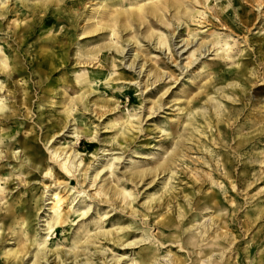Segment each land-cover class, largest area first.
I'll return each instance as SVG.
<instances>
[{
  "label": "rangeland",
  "instance_id": "rangeland-1",
  "mask_svg": "<svg viewBox=\"0 0 264 264\" xmlns=\"http://www.w3.org/2000/svg\"><path fill=\"white\" fill-rule=\"evenodd\" d=\"M47 1L2 0L0 5V50L9 64L5 72H0V99L6 106V109L0 111V115L4 113L0 116V149L4 144L13 143V152L20 155L21 147L15 141L21 139V136L35 138L39 149L38 158L53 169L52 173L57 176L58 181L55 183L53 176L50 179H42L38 176L44 175H40L36 170L27 175L25 169L17 164V160L3 158L0 160V177L4 176L9 180V188L4 190V194L12 189L8 199L12 198L16 203L20 200L25 206L23 211H33L39 206L37 216L34 214L30 218L31 227L38 236L43 235L39 216L48 208L45 202L48 189L57 188L55 190L65 198L62 204L65 208L71 200L70 194L73 193L68 191L70 186H65L70 184V179L61 176L58 165L50 159L46 149L71 148L79 151L78 157L84 158L85 165H88L86 180H83V174L79 177V180H83L82 187L88 196L82 195L74 208L85 210L83 218L86 219L77 218L73 225L69 226V230L62 234L54 231L53 239L61 243V247L68 249L72 236L82 225L87 226L91 234L106 230L119 233L127 231L128 241L145 239V231L160 237L165 235L166 230L158 227L154 215L144 219V204L149 201L148 194L162 189L164 178L167 176L166 173H161L152 181L153 171L166 160H173L171 158L176 153V160L172 164L174 178L171 182L176 187L175 191L185 190L193 196L189 205L191 210L182 219V222H185L183 230L202 239L204 230L210 228L213 223L212 216L216 213L222 214L224 225L237 237L236 247L231 253H234L235 260V252L238 250L244 256L247 235L264 238V87H257V75H261L262 71L257 51L260 47L264 48V2L258 8L253 0H240L243 2L239 6L240 10L251 15V21L245 25L239 23V10L234 6L235 0H218L232 4L228 14L222 15L219 12L221 16L215 14L218 9L217 0H210L211 8L203 14L204 17L197 15L195 22H189L187 28L185 24L180 23L173 36H170V31L173 30L172 22L167 26L155 20L152 25L155 33L162 32L167 35L173 43L172 52L164 50V46L157 45L155 48L154 38L149 40V37H146L148 20L143 25L134 24L130 31L127 29L121 33V39H128L133 35L139 40V44L125 41V45L122 44L125 48L122 54H116L113 49L108 50V63H96L98 59L91 62L87 58L79 57L76 50L79 47L85 50L108 41L102 34L94 33L93 36L83 33L92 22L97 21L98 14L94 19L89 18L104 0H63L59 4L54 1L47 4ZM166 16H169V12ZM214 16L218 18L213 19ZM213 32L228 35L227 40L236 42L231 50L233 61H250V68H254L256 75L252 76V80L255 82L247 84L249 89L240 97L235 95V90L229 85L235 76V72L229 69L234 66L221 61L217 75H213V71L208 68L201 70L203 62L208 63L210 58H214V52L205 50V54L199 56L192 65L188 62L189 53L186 50L191 45L185 46L186 39L196 38L199 43L208 42L212 39L210 35ZM60 44L68 50L67 59L58 63L55 69L49 70L46 68L45 53L52 49L60 51ZM206 45L207 49H212V45ZM239 48L243 49L242 53ZM135 52L140 53V57L133 61L130 54ZM184 66H187V70L185 68L181 71L180 67ZM102 67L110 69L112 81H99L97 76ZM163 73L166 76H163L162 81H158L159 75ZM77 78H81V81ZM85 78H90L98 90L89 92L90 85ZM209 82L212 83L209 86L212 91L210 96L213 97L211 101L203 97V88H200ZM148 83L151 84L146 88ZM223 90H226L228 97L219 95ZM84 91H87L85 94L90 102L89 106L86 109L80 107L73 113L82 116L86 124V127H83L92 132L91 136L80 134L76 140L74 128L77 124H73V120L59 134H55L60 117H64L62 110L65 105L71 98H76ZM233 97L236 100H233ZM191 98L201 99L198 108L191 111H200L207 118L210 117L211 127L205 126L204 119L197 118L196 126L199 130L203 129L202 133L193 126H188V120L193 115L189 116L187 112ZM102 101H107L106 106L99 108L92 105ZM153 102H163L164 106L151 114ZM217 102L220 108L222 107V115L218 117ZM128 109L137 113L136 118L142 120L140 128L131 132L125 153L122 151L124 144L110 150L112 144H116V134L112 135L115 129H107L104 126L109 121H115L127 114ZM70 118L71 116L67 121ZM110 139L111 141H108ZM44 142L47 144L44 145ZM106 152L108 154L104 155ZM133 169L143 171L144 175L137 186H133L134 182L127 179L130 172L137 171ZM97 171L99 174L96 176ZM77 174L78 171L73 179ZM29 178L35 181L28 182ZM13 186L15 188H12ZM1 187L5 188L6 184L2 183ZM122 187L135 193L137 189V197L132 201L133 207L120 208L123 205L120 202V206L114 205V208L117 207L112 210L110 202L102 200L103 193ZM197 189L207 193L215 192L225 209L214 214L213 208L198 209L194 206L199 196L197 191L195 193ZM114 197L120 199L117 195ZM256 207L261 211L256 219L252 220L250 211ZM133 209L136 210L134 214ZM188 221L191 223L187 224ZM100 222H103L101 228L96 224ZM245 223L247 228L242 226ZM212 228L213 226L204 238ZM63 237H66L65 240ZM221 240L223 244L227 243L225 238ZM148 242L149 240L141 241L134 246H128V249L115 247L113 254L116 257L126 255V258H129L126 259L129 260L128 263L130 258L135 256L134 253L153 245ZM101 243L97 242V246ZM166 244L159 246L160 249L156 251L160 254L158 263L169 264L170 260L165 261L169 256H164L167 249L171 250L170 256L174 254L187 259L186 264H190L193 255L198 252L197 250L192 253L190 248L182 249L169 242ZM153 246L156 247L157 244ZM107 249L110 251L112 246L108 244ZM215 252V258L217 256L219 261L222 250ZM227 253L228 250L224 252L223 257ZM110 258L108 256L107 259ZM240 260L242 262V257ZM99 262L101 263V260Z\"/></svg>",
  "mask_w": 264,
  "mask_h": 264
},
{
  "label": "bare ground",
  "instance_id": "bare-ground-1",
  "mask_svg": "<svg viewBox=\"0 0 264 264\" xmlns=\"http://www.w3.org/2000/svg\"><path fill=\"white\" fill-rule=\"evenodd\" d=\"M56 2V4L61 3L63 0H48L46 3ZM249 0H243V2ZM257 3V7L264 2V0H253ZM104 2V3H103ZM100 3L95 12L91 14L89 19H94L97 16V21L91 23L89 27L84 29L83 33L87 35H96L102 34L108 38V41L105 40L102 44H98L92 48L82 49L79 47L76 50V54L80 57L87 58L91 62L98 59L100 63H108L110 60L108 57V50L113 49L116 54H122L125 50L122 47V44L125 45V41L127 42H135L139 44V40L135 36H130L128 39H121L122 32L126 31L133 27L134 24L143 25L147 20L149 21V25H147L145 30L146 37L153 39V43L155 48L164 46V50L168 52H172L174 50L172 48V42L167 37L161 33H155V29L152 25L157 21V23H163L167 26L171 25L173 30L170 31V36H173L176 33V29L179 27L180 23L185 24L186 28L189 22H195V17L200 15L204 17L203 14L209 11L211 8L210 0H104ZM242 2V3H243ZM2 0H0V5ZM218 5V9L215 11L216 16L219 12L222 15L228 14L227 12L232 9V4L229 2H219L216 1ZM240 0H235V8L239 10L238 20L241 25L247 24V22L251 21V15L248 12L240 10L239 6L242 5ZM55 5V4H53ZM57 10V8L55 9ZM169 12V16H166V13ZM220 15V14H219ZM214 16L213 19L218 18ZM221 16V15H220ZM156 20V21H155ZM175 23V24H174ZM159 24V25H160ZM161 26V25H160ZM163 27V26H162ZM187 31V29H186ZM206 31V30H205ZM178 32V31H177ZM191 34V33H190ZM74 35V34H73ZM212 39L208 42H198L196 38L186 39L185 46H190L192 50L187 49L188 51V59L190 65H192L199 56L205 54L206 51L214 52V58H210L209 62H203L201 65V70L208 68L211 69L213 75H217L220 64L223 62L229 63L231 66L229 70L235 72L234 80L232 83H229L230 86L235 90V95L239 97L242 96L248 89V85L251 82H255L252 80V76L256 75L254 72V68H250V61H233V56L231 54V50L236 44V42H230L228 39V35L220 34V33H211L210 35ZM143 37V35H142ZM81 40V38H80ZM80 40H78L77 44H80ZM156 40V43H155ZM182 41H184L182 39ZM247 41V39H246ZM212 45V49H207V45ZM249 42V46H251ZM130 44V43H128ZM208 45V47H209ZM264 45V43H263ZM206 46V47H205ZM194 47V48H193ZM239 50L243 51V49ZM133 51V49H132ZM135 51V50H134ZM0 72H5L9 66L8 61L4 53L0 50ZM128 53V52H126ZM210 53V54H211ZM258 57H260L259 64L262 65L261 75H257L258 84L257 87H264V48L260 47L257 51ZM177 55V52H176ZM209 55V54H208ZM242 55V54H240ZM68 50L63 47V44H60V51L52 49V51H47L45 53V63L46 68L49 70H53L57 67L58 63L63 62L67 59ZM130 57H133V61L139 59L140 53L135 52L131 53ZM124 59V56H123ZM134 64H132L133 66ZM131 66V67H132ZM187 66L180 67L181 71L185 69ZM100 74L97 76L99 81H112V72L110 69L106 67H102L100 69ZM187 70V68H186ZM141 73V69L140 72ZM163 74L159 75L158 81H162ZM78 81H81V78H77ZM88 85H90L89 92H95L98 88L94 85L92 81L87 78ZM163 83V82H161ZM108 84V83H106ZM151 83H148L146 88ZM140 83L138 84V86ZM212 83L202 85L200 88H203V94L206 100H212L213 97L210 96L211 90L209 86ZM0 88H2L0 83ZM85 92L80 93L76 98H71L65 108L62 110L64 113V117H60L57 127H55V134H59L61 130H63L67 124L73 120V124H77L74 128V133L76 135V140H78L80 134H84L86 137L91 136L90 131L85 129L86 124L82 119V116H78L74 114V111H77L80 107L83 109L88 108L89 101L86 98ZM143 93V92H142ZM141 93V94H142ZM228 97L226 90H223L219 95ZM2 96V95H1ZM210 96V97H209ZM202 97V98H203ZM201 99L191 98L190 106L187 109L188 115L191 117L188 120V126H193L195 130L202 133L203 129L199 130V127L196 126L197 118L204 119L205 126L211 127L210 117H206L202 112L196 111L193 113L191 110H196L198 108V103ZM233 100L234 99L233 97ZM107 101H102V103L94 102L92 105L98 106L99 108L106 106ZM115 103V102H114ZM113 103V104H114ZM153 102V106L150 108L153 109L151 114L160 110L164 105L162 103ZM155 104V105H154ZM217 117L222 115L220 113L221 108L219 102L216 103ZM6 109V106L0 99V111ZM112 109V108H111ZM127 114L121 116L115 121H109L104 127L107 129H115L112 135L116 134L114 138L116 140V144H112V148L110 150H115L116 146H121L124 144L122 148L123 153H125L127 146H129L130 136L133 129H139L141 119L136 116L138 115L135 112H131V110H127ZM223 112V111H222ZM4 114V113H3ZM1 114V115H3ZM0 115V116H1ZM6 116H8L6 114ZM70 118L69 121L67 119ZM84 125V127H83ZM71 131V130H70ZM54 134V135H55ZM53 135V136H54ZM35 138L29 139L27 137H22L21 139H17L15 142L19 143V147H21L20 155H16L13 152L14 144H4L2 149H0V160L6 158V160H17V164L25 169L27 175H29L33 170H36L42 177V179H50L53 176L55 183L58 181L57 176L52 173V168L48 167L38 158L39 149L35 144ZM49 141V140H48ZM108 141H111L108 140ZM1 142V140H0ZM1 144V143H0ZM47 143L44 142V145ZM115 144V145H114ZM119 149V148H118ZM4 150V151H3ZM49 152V157L54 161L55 164L58 165L60 172L62 173V177H66L70 179V184H66L68 187V191H73L71 193V200L69 204H67V208L62 207L64 202V197L55 189L49 190L46 195V205L48 208L42 211V215H40L41 224V236L36 231L32 230L31 225V217L35 214L37 216L39 206H36L33 211H23V203L20 200H17V203L11 198L8 199L9 194H11L12 189L9 193L4 194V190L9 188L8 182L4 176L0 177V202L5 200L4 203L0 204V264H122L123 262L126 264H161L158 263L159 253L156 251L159 250V246L163 247L166 243L176 244V247L185 249L190 248L192 253L198 252L193 255V260L190 264H264V242L263 237L251 236L248 237L246 241V247L244 249L245 255L242 256L240 254V250L236 251V260L234 253L232 254V250L235 249L236 244L235 240L237 237L230 231L229 227L224 225L225 220L223 219L222 214L215 212H220L225 209L223 205L217 199L216 193H207L206 191L197 189L198 192L197 199L194 203L198 209H208L213 208L214 211L210 214L212 216V231L208 234L207 237L204 238V235L208 233L211 229L207 228L204 230V235L202 239L198 237V235L193 233H185L183 230V226L185 222H182V219L188 214L191 210L189 209V205L191 204V199L193 198L190 192H186L185 190H177L176 187L172 184V179L174 178V171L172 168V164L176 160V153H174L171 161L166 160L165 163L158 166L156 170L153 171L154 174L151 176V180H155L157 176L161 173L165 174L164 178V186L161 190L154 194H148L147 199H149L148 203L144 204L146 208V212L142 215L144 219L149 216L154 215V220H156V224L163 230H166L165 235H153L150 231H145L146 238L143 240H133L128 241L127 231L124 233L115 232L114 230H106L101 231L97 234H91L90 229L87 226L79 227L78 231L72 236V239L69 243V248L64 249L61 247V243L56 242L53 239L52 234L54 231H57L58 234H62L64 231L69 230V226L73 225L75 220L81 217L80 220L86 219L83 218L85 216V210L78 209L74 210L75 205L80 201L83 197L82 195L88 196V193L85 191L84 187H82L83 180H86V171L88 169V165L86 166V160L81 156L78 157L79 151L72 150L71 148L67 149L66 147L54 148L47 147L46 149ZM105 150V149H103ZM108 153H104L107 155ZM179 155V154H178ZM119 158V157H115ZM16 164V165H17ZM48 167V168H46ZM137 170V169H133ZM78 171L77 177L75 179L74 175ZM150 171V170H149ZM152 172V171H151ZM84 175V179L79 180L80 175ZM99 174V171L96 172V176ZM170 174V175H168ZM144 178L143 171H133L130 172L127 179L134 182L133 186H137V184L142 181ZM3 181V182H1ZM35 179H28V182H34ZM6 184V187H1V184ZM19 184V183H16ZM79 185V187H77ZM45 186V185H44ZM12 188H15L13 186ZM46 188V186L44 187ZM137 189L135 191L128 190L127 188L122 187L121 189H114L113 191L103 193L104 202H110V206H112V210H115L117 205L120 206V202L125 205H122L120 208L132 209V201L137 197ZM76 194V195H74ZM109 195L108 197H106ZM117 195L120 199L118 200L114 196ZM134 195V196H133ZM73 196V197H72ZM77 199V197H79ZM155 196V197H153ZM188 205V206H187ZM3 211V212H2ZM260 209L256 207L250 211V216L252 220H255L256 217L260 213ZM133 214L136 213V210L133 209ZM249 216V215H246ZM160 217V218H158ZM209 217V218H210ZM145 219V220H146ZM79 220V221H80ZM223 224L221 225V223ZM102 223L98 224V227H102ZM191 223V221H188ZM246 227V223L244 225ZM83 227V228H82ZM82 228V230H81ZM125 229V228H120ZM245 230V229H244ZM247 231V230H246ZM247 233H244L246 235ZM201 236V235H200ZM153 237V238H151ZM66 237H63L65 240ZM151 238V239H150ZM222 238L227 240L226 244H223ZM12 240V241H11ZM149 240L148 243H152L153 245L157 244V246H147L145 248H141L138 252L134 253L135 256L130 258V262L127 263L126 255L122 254L119 257H116L113 252L115 247H122L123 249H128L129 246H134L141 241ZM102 242L99 246H97V242ZM206 241L205 243H203ZM110 244L112 249L108 251L107 245ZM169 244V245H170ZM167 245V244H166ZM251 245H256V248H253ZM197 247V248H196ZM194 248L196 250L194 251ZM215 250H222L220 260L217 261V256L215 258ZM228 250V253L225 257H223L224 252ZM108 251V253H106ZM171 250L167 249L166 254L164 256H169L166 262L169 260V264H186L187 259L181 258L180 256L171 255ZM108 256L111 258L108 260ZM242 257V262L240 258ZM101 260V263L99 262Z\"/></svg>",
  "mask_w": 264,
  "mask_h": 264
}]
</instances>
